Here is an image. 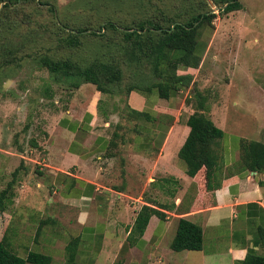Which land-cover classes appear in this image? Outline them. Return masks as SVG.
Segmentation results:
<instances>
[{"label": "crops", "instance_id": "0c3cea01", "mask_svg": "<svg viewBox=\"0 0 264 264\" xmlns=\"http://www.w3.org/2000/svg\"><path fill=\"white\" fill-rule=\"evenodd\" d=\"M193 83L168 99L131 91L128 105L150 120L135 119L129 142L110 129L112 113L102 106L110 95L92 84L56 98L41 144L43 171L28 177L38 188L25 195L16 189L0 208V239L9 250L22 258L46 254L51 264H241L248 252L264 256V170L239 165L240 140L254 139L227 130L226 104L237 101L222 99L214 120L224 132L214 145L217 188L206 189L204 168L190 177L176 159L187 117L205 115ZM258 135L264 143V131ZM142 205L164 216H150L138 236L132 228ZM179 218L201 227L200 250L171 249Z\"/></svg>", "mask_w": 264, "mask_h": 264}, {"label": "rangeland", "instance_id": "374dc122", "mask_svg": "<svg viewBox=\"0 0 264 264\" xmlns=\"http://www.w3.org/2000/svg\"><path fill=\"white\" fill-rule=\"evenodd\" d=\"M46 1L47 5L23 1L17 9L20 15L8 19L11 29L0 30V191L14 179L7 197L10 193L14 196L16 189L19 195H25L38 188L28 177L36 179L43 171L41 144L50 107L56 98L76 91L67 84L68 79L59 81V77L42 66L39 58L69 56L85 62L96 52L88 39H82L77 49L57 46L54 30L61 23L87 27L90 31L106 19L128 22L132 18L152 16L156 7L164 8L173 17L181 12L193 13L195 9L214 11L217 15L212 25L206 26L201 35L206 47L200 65L189 72L203 94L199 102L203 103L205 115L215 123L218 108L225 106L222 99L237 101L236 106L226 104L231 108L227 130L234 129L260 140L258 134L264 131V0H239L241 9L221 15L220 8L224 5H215L214 0H202L204 4L192 6L190 0ZM50 6L54 13L49 11ZM3 60L7 61L5 65ZM46 86L53 91L51 98L44 94ZM128 95L113 93L102 104L112 113V117L108 116L110 129L118 140L126 142L132 137L135 121L127 113ZM149 95L152 98V93ZM179 98L175 100L180 101ZM185 117L186 112L181 110L180 121ZM31 141L37 146H32ZM176 159L183 163L177 156Z\"/></svg>", "mask_w": 264, "mask_h": 264}, {"label": "trees", "instance_id": "16d2710c", "mask_svg": "<svg viewBox=\"0 0 264 264\" xmlns=\"http://www.w3.org/2000/svg\"><path fill=\"white\" fill-rule=\"evenodd\" d=\"M23 1L29 0H0V30L11 29L8 19L11 15H20L17 9ZM33 1H38L39 5L48 4L46 0ZM202 2L204 1L190 0L189 4H204ZM214 2L215 5H225L220 8L219 15L242 8L239 0ZM195 10L193 13L181 12L173 17L164 8L156 7L152 16L132 18L128 22L106 19L90 31L87 27L57 24L54 30L57 46L77 49L81 46L82 39H88L96 52L85 62L75 61L69 56L54 58L50 55L41 56L39 62L59 77V81L68 79L67 84L74 89L83 83H90L97 91L106 95H128L131 91L149 95L155 92L160 98L168 99L189 89L193 83V74L187 72V69L199 67L206 47V42L201 38L203 29L212 25V20L217 15L212 10ZM49 11L54 13V8L50 6ZM6 62L3 60L2 64ZM44 94L48 98L53 96L50 86L44 88ZM127 113L132 119L143 116L150 120L147 112L129 106ZM186 124L189 132L178 151V157L185 163V172L190 177H194L204 168L206 189H215L219 183L214 181L218 158L214 145L224 132L205 115L190 114ZM115 136L118 137L117 134ZM31 142L32 146H37L35 141ZM239 165L251 171L264 170V143L241 139ZM18 168L12 172L13 177L16 176ZM13 180L0 191L2 210L5 201L13 198L11 193L12 197L6 195ZM152 215L160 218L164 216L161 211L142 205L135 216L132 232L142 235ZM202 242L201 227L188 219L179 218L175 236L170 243L171 249L200 250ZM73 245V241L70 242L67 251ZM26 263L51 264V257L29 252L22 258L9 250L4 238L0 239V264ZM241 264H264V256L248 252Z\"/></svg>", "mask_w": 264, "mask_h": 264}, {"label": "water", "instance_id": "95a60500", "mask_svg": "<svg viewBox=\"0 0 264 264\" xmlns=\"http://www.w3.org/2000/svg\"><path fill=\"white\" fill-rule=\"evenodd\" d=\"M224 6H225V5H224ZM224 6H223V7H224Z\"/></svg>", "mask_w": 264, "mask_h": 264}]
</instances>
